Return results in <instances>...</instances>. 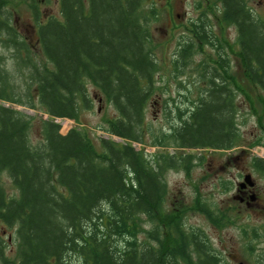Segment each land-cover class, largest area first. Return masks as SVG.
Returning <instances> with one entry per match:
<instances>
[{
    "label": "trees",
    "instance_id": "1",
    "mask_svg": "<svg viewBox=\"0 0 264 264\" xmlns=\"http://www.w3.org/2000/svg\"><path fill=\"white\" fill-rule=\"evenodd\" d=\"M145 1L57 0L60 19L44 22L31 4L41 54L37 61L29 40L11 25L8 0H0V48H7L12 61L8 65L0 53V175L6 172L16 190L8 196L0 181V224L14 228L17 240V255L8 258L0 233V264H192L191 247L197 264H216L197 232L184 228L186 209L165 212L163 174L189 169V156L146 157L131 145L145 143V112L158 73L152 20L142 12ZM217 2L237 34L243 85L229 56L213 43L215 37L206 29L198 34L192 23L175 54L176 72L182 73L179 64L193 63L196 47H213L216 54L200 61L198 93L188 99V108L176 105L179 124L156 137L153 146L232 148L239 139L238 97L264 133L263 113L254 108L251 93L255 89L264 96V18L245 0ZM87 84L117 113L102 129L127 144L98 138L94 146L75 128L61 134L56 119L79 122L80 111L91 108ZM3 103L38 110L48 119ZM38 122L41 141L33 143L30 131ZM251 166L264 177V159L252 160Z\"/></svg>",
    "mask_w": 264,
    "mask_h": 264
},
{
    "label": "rangeland",
    "instance_id": "2",
    "mask_svg": "<svg viewBox=\"0 0 264 264\" xmlns=\"http://www.w3.org/2000/svg\"><path fill=\"white\" fill-rule=\"evenodd\" d=\"M245 2L249 10L264 18V0H245ZM31 4L36 5L41 22L49 17L60 19V13L57 0H50L49 3L44 0H8L7 11L11 25L20 31L22 37L29 40L28 44L32 46L33 58L38 61L41 54L33 33L34 21L30 10ZM142 12H145L144 15H149L152 20L150 23L152 50L158 64V73L155 77L154 91L145 112L143 124L145 143L141 145L131 143V145L135 150L142 151L146 157L158 155V157L185 158L189 156L191 162L189 169H172L163 174L167 187V195L164 199L165 212L170 213L172 210L185 208L184 228L190 233L197 232L198 239L207 242L204 250L207 254L211 253L212 257L216 256L219 260L218 264H264V235L261 230L264 227V221L261 219L264 217L261 214L264 212V177L251 166L252 160L264 159V133L258 126L256 115L251 107L240 104L242 99L238 97L236 122L239 139L231 150L176 149L174 146L152 145L161 133L169 134V130L179 124L180 118L175 117L176 105L186 108L190 106L188 99L192 95L190 100H193L198 93V88H195L194 84L199 80L197 73L201 69L200 61L205 59L208 61L209 54H216V49L213 47L205 46L204 49L196 47L193 63L179 64L178 70L182 73L178 74L175 63L178 54H175L183 46L184 40L190 36V32L187 34L186 29L190 28L193 23L198 34L202 29H206L212 37H215L213 43L216 47L219 45V48H222L221 51L229 56L233 65L232 73L236 71L240 73L238 79L243 85L244 70L241 66L238 69L237 66L239 49L236 31L225 23L221 15L222 5L217 0H146L143 3ZM2 48H0V53L4 54L9 60L7 64L11 65L12 61L7 48ZM249 86L252 88L251 85ZM203 87L204 84L201 83L200 88ZM87 91L91 99V108L80 111L79 122L69 119L55 120L61 126V134H66L70 129L75 128L84 131L94 146L98 138L127 144V141L108 135L102 129L107 120L117 117L114 108L96 87L87 84ZM244 91L249 92V88L244 87ZM251 93L255 99L254 108L259 113H263L264 120V96L255 89H252ZM3 104L28 116L36 115L37 119H48L46 114L38 110L15 104ZM186 108L183 111L187 110ZM169 110L174 113L170 114ZM39 128L38 122L30 131L33 143L41 141ZM259 139L262 143H256ZM162 142L167 143V139H163ZM241 152V157L246 158L244 165L227 160L231 158V155ZM244 170L252 175L256 183V192L260 197L259 213L254 210L244 211V208L237 207V203L231 198L236 191L232 188V182L238 176L237 171ZM0 181L8 196L16 195V190L12 187L11 179L6 172H2ZM237 208L240 213H237ZM207 218H210V224L207 223ZM149 228L150 226L146 225L145 229ZM219 228L224 229L219 231ZM244 230H256L259 236L255 235V232L252 233L253 235H248ZM0 233L6 243L5 255L14 259L17 255L14 228L10 229L0 224ZM140 238L147 239L143 235ZM222 242L226 248L220 245ZM151 243L155 245V242ZM193 249L191 247L189 250L192 264H197L198 259ZM216 254L220 255L221 259Z\"/></svg>",
    "mask_w": 264,
    "mask_h": 264
},
{
    "label": "flooded vegetation",
    "instance_id": "3",
    "mask_svg": "<svg viewBox=\"0 0 264 264\" xmlns=\"http://www.w3.org/2000/svg\"><path fill=\"white\" fill-rule=\"evenodd\" d=\"M241 156H242V152L240 154L239 153L238 154L235 153V154H233V156L231 155V158H229L227 160H230V161H233V162H237L240 165H242V164L244 165V163L246 162V158H243ZM237 174H238V176L235 177L234 181L232 182L233 183V187L232 188H234L236 191H235V194L232 195L231 198L233 200H235V202L238 205L237 207L244 208V211H247V210L248 211H252V210H254L257 213H259L258 206H259L260 197H259V195L256 192V183L253 180L252 175L249 172L245 171V170L244 171H237ZM232 175H234V174L232 173ZM246 176H250V183L252 184V186H249L247 183H244V179H245ZM220 181H221V179H220ZM231 193L232 192H230V194ZM237 213H240L239 209L237 210ZM261 214L264 215V212H262ZM209 219L207 221L208 224H210ZM261 219L264 221V217H261ZM262 228H264V227H262ZM223 229L224 228H219V231H222ZM244 231L248 235H253L252 231H253V233L257 232L256 230H251V231L244 230ZM248 237L250 238L252 236H248ZM251 240L254 241V239H252V238H251ZM200 244L204 248V247H206L207 242H205L203 239H200ZM220 245L225 247L224 242L220 243ZM194 253H195V251H194ZM206 255L208 257H210L212 260L214 259L215 262H216V260H218L216 258V256L213 255V257H212L211 253L210 254L206 253ZM217 257L220 258V255H217ZM218 263H219V260L216 262V264H218Z\"/></svg>",
    "mask_w": 264,
    "mask_h": 264
},
{
    "label": "water",
    "instance_id": "4",
    "mask_svg": "<svg viewBox=\"0 0 264 264\" xmlns=\"http://www.w3.org/2000/svg\"><path fill=\"white\" fill-rule=\"evenodd\" d=\"M244 183H247L249 186H252V184L250 183V177L249 176L245 177Z\"/></svg>",
    "mask_w": 264,
    "mask_h": 264
}]
</instances>
